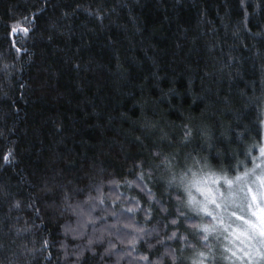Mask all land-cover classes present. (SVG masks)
<instances>
[{"label":"trees","instance_id":"trees-1","mask_svg":"<svg viewBox=\"0 0 264 264\" xmlns=\"http://www.w3.org/2000/svg\"><path fill=\"white\" fill-rule=\"evenodd\" d=\"M263 141L264 0H0V264H227L181 181Z\"/></svg>","mask_w":264,"mask_h":264},{"label":"rangeland","instance_id":"rangeland-1","mask_svg":"<svg viewBox=\"0 0 264 264\" xmlns=\"http://www.w3.org/2000/svg\"><path fill=\"white\" fill-rule=\"evenodd\" d=\"M264 144V141H263ZM260 159L256 161L257 164H260ZM264 167V165H261ZM257 174H259L260 169H256ZM254 179L249 177V181ZM252 188V193H249L245 188L244 191L239 190V185L233 184L232 189L234 195L231 197V200L234 203H230L227 211H221V217L223 223H218L213 221L211 217L200 212L203 217L209 221V225H214V230L209 231V234H219L222 235L223 241L225 242V249H222L224 253L228 252L226 255L227 264H264V237H261L259 234L260 217L261 213L258 208L255 207V204H260L264 208V203L261 202V197L259 196V186L258 184H249ZM227 185L223 184V181H220L221 191L227 195ZM257 194V200L252 201V194ZM192 195L196 197L198 201H202L203 197L198 193L195 188L192 189ZM189 196V195H188ZM187 196V204L189 197ZM252 204L250 208L248 205ZM191 206V205H190ZM192 207V206H191ZM214 206L209 205V208ZM235 211L236 216H232L231 212ZM256 213L255 215L253 213ZM243 217L244 219H239L238 217ZM246 221H251L252 223H246ZM253 224L256 225L253 228ZM246 233L247 235H244ZM251 236L252 239L248 237ZM223 246V247H224Z\"/></svg>","mask_w":264,"mask_h":264},{"label":"snow or ice","instance_id":"snow-or-ice-1","mask_svg":"<svg viewBox=\"0 0 264 264\" xmlns=\"http://www.w3.org/2000/svg\"><path fill=\"white\" fill-rule=\"evenodd\" d=\"M15 30V29H14ZM23 31H27V29H23ZM187 135V133H186ZM258 153L260 159V164L255 163L257 160V157L253 156L252 162L253 167L247 168L245 167V170L243 172L238 173L233 179H228L226 176H218L215 172L211 170V167L209 166L208 162L205 161L200 169L199 172L201 175H197V173H192L191 169H188V172L191 173V178H188L187 175L185 178L182 179V183L184 184L185 191L189 195V205L192 206L193 211L195 212H202L206 214L207 216L211 217L213 221H216L218 223H223V219L221 217V211H227L229 204L234 203V201L231 200V197L234 195L232 186L233 184L239 185V190L244 191L245 188L249 193H252V188L249 186V184H258L259 186V196L261 197V202L264 203V167H261V165H264V144L258 145ZM197 163H200L197 161ZM259 168V174H257L256 169ZM253 177L251 181H249V177ZM223 180V183L227 185V195H225L224 192L221 191L220 188V181ZM195 188V190L200 193V195L203 197L202 201H198L195 196L192 195V189ZM257 200V194H252V201L255 202ZM209 205H212L214 207L209 208ZM250 208L253 206L252 204L248 205ZM255 207L260 210L261 217H260V224L261 227L259 228V234L261 237H264V208L260 206V204H255ZM256 214L255 212L253 213ZM232 216H236V212H231ZM239 219H244L242 216L238 217ZM175 223V221H173ZM246 223L251 224V221H246ZM202 231L207 233L209 231L214 230V225H202ZM256 225L253 224V228H255ZM244 235H247L246 233H243ZM175 233H173V236ZM205 240H207V235L203 237ZM249 239H252L251 236L248 237ZM201 256H203V253H200Z\"/></svg>","mask_w":264,"mask_h":264}]
</instances>
